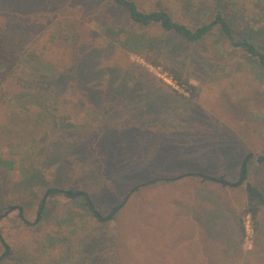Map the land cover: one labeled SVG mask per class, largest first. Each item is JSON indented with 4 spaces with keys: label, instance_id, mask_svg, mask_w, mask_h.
Here are the masks:
<instances>
[{
    "label": "rangeland",
    "instance_id": "374dc122",
    "mask_svg": "<svg viewBox=\"0 0 264 264\" xmlns=\"http://www.w3.org/2000/svg\"><path fill=\"white\" fill-rule=\"evenodd\" d=\"M129 1L193 29L213 17L186 15L177 0ZM229 2L234 24L264 26V0ZM0 18L30 38L1 93L0 233L12 256L3 259L0 239V264H81L89 242L94 264H264V210L257 222L243 214L245 186L185 176L235 181L245 153H264V72L254 58L214 31L172 61L151 41L166 36L159 26L133 25L106 0H0ZM198 57L206 63L192 67ZM33 70L47 83L31 85ZM249 182L264 185V166L252 165ZM50 187L88 191L103 214L128 199L99 225L82 202L51 196L44 224L26 228L18 208L34 222ZM65 219L71 240L52 228Z\"/></svg>",
    "mask_w": 264,
    "mask_h": 264
},
{
    "label": "trees",
    "instance_id": "16d2710c",
    "mask_svg": "<svg viewBox=\"0 0 264 264\" xmlns=\"http://www.w3.org/2000/svg\"><path fill=\"white\" fill-rule=\"evenodd\" d=\"M106 1L123 8L127 14L128 21L133 25L143 28L159 26L166 36L161 39L153 38L151 41H153V46L156 44L159 45L160 49L162 47L166 48L164 51L172 61H174V56L179 55L184 51L185 46L189 47L192 45L203 44L207 38L212 36L214 31H217L232 47L239 48L245 54L254 58L258 64V68L264 72V26H262L260 22H257V24L260 23L257 28L255 25L251 26L249 23L245 26L234 24L233 12L230 10L233 3H230L229 0H177L186 15L195 19L202 17H204L203 19H206L205 17H208L207 14L209 15V13L213 16L212 20L209 22H203L204 20L201 19L198 20L194 29L175 21L171 14L163 8L145 13L139 10L136 3L133 1ZM225 1H227V4H225ZM224 4L227 5V7L224 6ZM197 15H200L201 17H197ZM239 21L240 20H238V23ZM155 39L156 42L154 41ZM29 42L30 38L7 26V24L0 18V102L4 85L10 79L17 77L19 70L23 65L24 58L26 57V46ZM193 60L194 59L192 58V67L196 66L198 63H206V60L202 58L200 62L199 57L198 60ZM180 67L182 68V65ZM168 71L171 73L174 81L179 87L183 88L185 92L191 94V97H195L197 87L191 84L188 78L176 69L172 68ZM32 76L33 78L30 82L31 85L41 86L43 83H47V80H45L42 75L37 77L34 70L32 71ZM49 81L51 82V80ZM80 81H82V79H80ZM255 163L264 166V153L257 156L249 151L245 153L238 170V178L235 181H230L226 179L225 176L213 177L196 172L186 174L185 176L199 177L203 181L217 183L225 187L238 188L245 186L247 202L243 214L250 215L253 218V221L257 222L259 213L264 210V185L249 182L250 170ZM51 196H64L70 199L73 203L79 201L82 202L83 209L87 215L99 225H105L114 221L116 214L128 199L126 198L123 204L114 206L108 214H103L98 209L94 208L93 198L88 191L84 189L68 190L50 187L45 191L44 196L39 203L37 218L34 222H31L26 218L23 208H18L20 222L26 228H35L44 224V218L48 210V198ZM67 221L68 220L65 219L64 222H60L57 226H55L54 223L51 224H53L52 228H54V230L61 229L64 231L65 229L67 235L64 236L63 239L71 240V229L65 227L67 225L65 222ZM257 227L258 224H255V228ZM55 234H58V232L56 231ZM0 239L5 248L3 259L6 257L10 259V256H12L11 247L2 238L1 233ZM97 245V242L87 243L84 250L87 248L88 251L86 254H83L85 259H83L81 264H94L97 261L95 256ZM2 260L0 259V263ZM78 260L79 257H77L76 261ZM22 264H34V258L30 259L29 262L24 260Z\"/></svg>",
    "mask_w": 264,
    "mask_h": 264
},
{
    "label": "crops",
    "instance_id": "0c3cea01",
    "mask_svg": "<svg viewBox=\"0 0 264 264\" xmlns=\"http://www.w3.org/2000/svg\"><path fill=\"white\" fill-rule=\"evenodd\" d=\"M186 246H187V245H185V248H186ZM185 248H184V249H185ZM189 248H190V249H193V248H191V247H189ZM195 252L197 253V251H195ZM195 259H196V257H193V260L196 262L197 260H195Z\"/></svg>",
    "mask_w": 264,
    "mask_h": 264
}]
</instances>
